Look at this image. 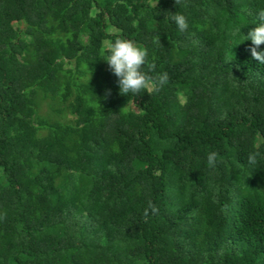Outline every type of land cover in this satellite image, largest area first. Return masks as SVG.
Segmentation results:
<instances>
[{
	"label": "trees",
	"instance_id": "obj_1",
	"mask_svg": "<svg viewBox=\"0 0 264 264\" xmlns=\"http://www.w3.org/2000/svg\"><path fill=\"white\" fill-rule=\"evenodd\" d=\"M154 3L0 0V264H264V0ZM118 37L159 93L119 94Z\"/></svg>",
	"mask_w": 264,
	"mask_h": 264
},
{
	"label": "clouds",
	"instance_id": "obj_2",
	"mask_svg": "<svg viewBox=\"0 0 264 264\" xmlns=\"http://www.w3.org/2000/svg\"><path fill=\"white\" fill-rule=\"evenodd\" d=\"M158 4L159 0H155L152 6L157 7ZM175 4L180 5L181 0H175ZM168 19L177 25L181 33L187 31L189 25L187 18L183 14L175 12ZM257 20L256 27L248 32L245 40L252 42L253 46L250 48L251 56L261 65H264V51L259 50L260 45L264 44V9L258 12ZM153 43L162 46L159 33L154 35ZM107 52L108 55L105 61L111 72L117 77L120 95L135 97L140 95L141 92L159 93L169 83L167 72L157 73L155 76L149 75L150 72L155 71L156 66L154 63H148L147 50L138 46L133 40L118 37L114 42L110 43ZM146 65L147 71L144 70ZM260 155L259 151L249 153L248 163L255 165ZM217 156L218 153L215 151L208 153L207 165L209 168L216 167ZM150 214L153 216L158 214V207L151 202H149L148 207L144 211L145 219ZM3 218L0 217V219Z\"/></svg>",
	"mask_w": 264,
	"mask_h": 264
},
{
	"label": "rangeland",
	"instance_id": "obj_3",
	"mask_svg": "<svg viewBox=\"0 0 264 264\" xmlns=\"http://www.w3.org/2000/svg\"><path fill=\"white\" fill-rule=\"evenodd\" d=\"M93 43H95L97 46L99 47H107V41L104 40V39H94L93 40ZM62 63H59V66L61 65ZM133 110L137 113L138 117L140 118V120L142 121V123L145 122V114L137 107H132ZM175 115V111H171L169 112V116L170 117H173Z\"/></svg>",
	"mask_w": 264,
	"mask_h": 264
}]
</instances>
